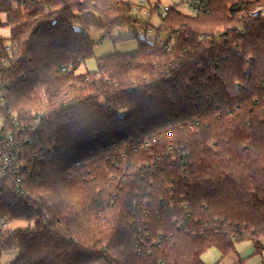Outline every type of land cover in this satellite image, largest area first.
I'll use <instances>...</instances> for the list:
<instances>
[{
    "label": "trees",
    "instance_id": "trees-1",
    "mask_svg": "<svg viewBox=\"0 0 264 264\" xmlns=\"http://www.w3.org/2000/svg\"><path fill=\"white\" fill-rule=\"evenodd\" d=\"M142 1L153 14L162 0ZM208 1L205 14L170 8L147 25L155 40L80 74L88 30L135 32L138 4L0 0V144L8 130L20 144L18 174L0 178L12 264H205L211 249H261L264 18L242 16L264 0Z\"/></svg>",
    "mask_w": 264,
    "mask_h": 264
},
{
    "label": "rangeland",
    "instance_id": "rangeland-1",
    "mask_svg": "<svg viewBox=\"0 0 264 264\" xmlns=\"http://www.w3.org/2000/svg\"><path fill=\"white\" fill-rule=\"evenodd\" d=\"M131 3L137 4L138 0H127ZM145 6V5H144ZM175 8L179 12L185 15H193L187 7L184 6L182 0H162L160 8ZM133 16L139 21L136 24V31H125L114 30L110 34L107 31H99L96 29H89L88 34L90 35L92 41L95 43L94 56L87 61V63L82 66L78 73L84 74L87 72H94L97 70V60L101 57L113 55V54H127L134 52L138 49L137 38H149L151 39V34L147 32V25H151L154 29L159 28L161 19L157 13H147L144 14L142 11L134 12ZM167 33L161 34V39L163 41L167 40ZM7 147V143L4 145L0 144V153L2 147ZM28 226L25 222H12L5 225L7 230H15L18 228H26ZM1 229V224H0ZM16 251H0V264H12L15 261ZM219 253L216 249H211L202 256V260L205 264H215L218 260ZM230 259L235 260L234 254H231L230 258H227L228 262Z\"/></svg>",
    "mask_w": 264,
    "mask_h": 264
},
{
    "label": "built area",
    "instance_id": "built-area-1",
    "mask_svg": "<svg viewBox=\"0 0 264 264\" xmlns=\"http://www.w3.org/2000/svg\"><path fill=\"white\" fill-rule=\"evenodd\" d=\"M182 3L185 7L193 14V15H199V14H205L209 12V1L208 0H182ZM138 7L134 8L133 12L142 11L144 14H147L150 12L149 8H142L141 5H145V3L142 0H138ZM142 8L141 10L139 9ZM170 11V8L166 7L164 9L159 8L157 10V14L161 20H164L168 17V13ZM243 19H261L264 18V5L263 6H257L255 9L249 11L246 15L242 16ZM147 32L151 34V40L156 39V33L153 30V28L147 29ZM225 31H221V34H224ZM158 44L160 46H165V42L163 40H159ZM0 125H1V119H0ZM19 133H14L13 130H8L5 135V141L7 143V150L3 154L2 159L0 161V178L4 179L7 178L10 175H17L19 166L17 164L18 157H20L19 147L20 144L17 141ZM149 146V144H147ZM187 208V205L184 206ZM148 239V237H147ZM141 238L138 239L137 242V250L138 254L143 253V251L149 252V248L145 246V249L142 250L140 247L141 245ZM156 242H153V245H155Z\"/></svg>",
    "mask_w": 264,
    "mask_h": 264
},
{
    "label": "crops",
    "instance_id": "crops-1",
    "mask_svg": "<svg viewBox=\"0 0 264 264\" xmlns=\"http://www.w3.org/2000/svg\"><path fill=\"white\" fill-rule=\"evenodd\" d=\"M0 19L2 22L6 21L5 15H0ZM0 37L1 38H9L10 37V29L8 28H0ZM261 249L258 250L253 242H243L239 243L236 246V251L232 254L235 256V260L228 262L227 258H230L231 254L223 257L220 252L218 260L215 264H264V238L261 239ZM15 257L17 253H15Z\"/></svg>",
    "mask_w": 264,
    "mask_h": 264
},
{
    "label": "water",
    "instance_id": "water-1",
    "mask_svg": "<svg viewBox=\"0 0 264 264\" xmlns=\"http://www.w3.org/2000/svg\"><path fill=\"white\" fill-rule=\"evenodd\" d=\"M3 140V137L0 135V142Z\"/></svg>",
    "mask_w": 264,
    "mask_h": 264
},
{
    "label": "snow or ice",
    "instance_id": "snow-or-ice-1",
    "mask_svg": "<svg viewBox=\"0 0 264 264\" xmlns=\"http://www.w3.org/2000/svg\"><path fill=\"white\" fill-rule=\"evenodd\" d=\"M172 134L171 133H169V136H171Z\"/></svg>",
    "mask_w": 264,
    "mask_h": 264
}]
</instances>
